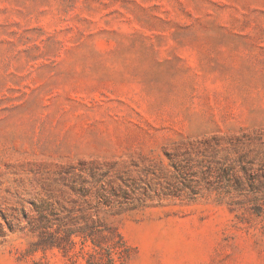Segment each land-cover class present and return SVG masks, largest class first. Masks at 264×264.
Instances as JSON below:
<instances>
[{"label": "rangeland", "instance_id": "1", "mask_svg": "<svg viewBox=\"0 0 264 264\" xmlns=\"http://www.w3.org/2000/svg\"><path fill=\"white\" fill-rule=\"evenodd\" d=\"M92 231L264 264V0H0V264H88Z\"/></svg>", "mask_w": 264, "mask_h": 264}, {"label": "trees", "instance_id": "2", "mask_svg": "<svg viewBox=\"0 0 264 264\" xmlns=\"http://www.w3.org/2000/svg\"><path fill=\"white\" fill-rule=\"evenodd\" d=\"M99 234V231H92L87 235L91 238L93 244V252L89 253L87 259L88 264H117L122 263L127 255L128 248L120 234H117L119 240L105 246L100 240L94 236ZM60 246V245H59Z\"/></svg>", "mask_w": 264, "mask_h": 264}]
</instances>
